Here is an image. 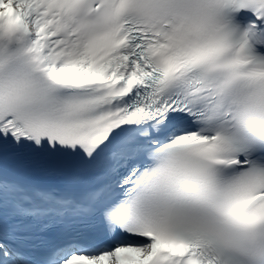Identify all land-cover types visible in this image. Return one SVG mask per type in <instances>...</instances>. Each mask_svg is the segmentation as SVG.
Instances as JSON below:
<instances>
[{"label":"snow or ice","instance_id":"6c2138e0","mask_svg":"<svg viewBox=\"0 0 264 264\" xmlns=\"http://www.w3.org/2000/svg\"><path fill=\"white\" fill-rule=\"evenodd\" d=\"M0 264H264V0H0Z\"/></svg>","mask_w":264,"mask_h":264}]
</instances>
